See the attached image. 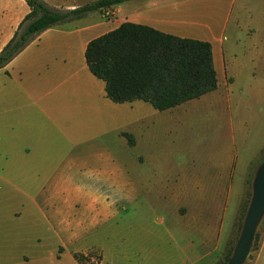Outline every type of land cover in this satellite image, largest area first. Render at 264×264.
<instances>
[{
    "label": "crops",
    "instance_id": "crops-1",
    "mask_svg": "<svg viewBox=\"0 0 264 264\" xmlns=\"http://www.w3.org/2000/svg\"><path fill=\"white\" fill-rule=\"evenodd\" d=\"M249 3L130 0L114 22L91 12L44 31L0 69V264L223 261L264 153L262 60L224 36L250 21ZM29 12L0 0V52ZM125 22L209 42L217 89L165 111L111 102L85 50ZM250 262L264 264V228Z\"/></svg>",
    "mask_w": 264,
    "mask_h": 264
},
{
    "label": "trees",
    "instance_id": "trees-1",
    "mask_svg": "<svg viewBox=\"0 0 264 264\" xmlns=\"http://www.w3.org/2000/svg\"><path fill=\"white\" fill-rule=\"evenodd\" d=\"M24 1L30 12L1 50L0 69L44 31L130 0H96L71 10L50 8L42 0ZM85 60L92 75L104 82L106 97L115 104L143 101L165 111L218 87L209 42L180 38L145 25L125 22L92 39ZM231 254L229 248L220 264L227 263ZM74 258L78 264H100V256L92 260L89 255L76 254Z\"/></svg>",
    "mask_w": 264,
    "mask_h": 264
},
{
    "label": "rangeland",
    "instance_id": "rangeland-1",
    "mask_svg": "<svg viewBox=\"0 0 264 264\" xmlns=\"http://www.w3.org/2000/svg\"><path fill=\"white\" fill-rule=\"evenodd\" d=\"M90 4V3H89ZM235 9V8H234ZM111 10V13L109 16H104L101 13H99L100 17L102 18L103 22H114V13L113 10ZM241 12L246 14L247 16L249 15L250 21L247 22V24L242 27L241 31L237 32L236 34H231L230 32H226L224 34L226 39H229L232 41L233 39L236 40L237 44V52L236 54H259L262 63L260 61V65L264 66V0H250L249 6L244 7L241 9ZM234 13V12H233ZM251 16V17H250ZM256 17V18H255ZM248 18V17H247ZM117 19H120V17H117ZM105 23H102V28L100 30H103L105 28ZM108 26V24L106 25ZM264 161V153L260 157L259 162H257L251 169L249 180H250V185L248 187V194H247V200L245 201L243 205V209L240 215H243V218L240 220V218L237 221L236 228H235V234L232 236L230 240V246L229 248L232 249V252L234 250V247L239 239L244 218L252 197V181L254 179V176L256 174V171L258 167L261 165V163ZM116 188L110 187V191L113 195H115L114 191ZM246 208V210H245ZM245 210V213L243 212ZM241 217V216H240ZM112 227L118 226V220L113 219L111 223ZM264 228V215L258 224L253 242L250 247V251L244 261L243 264H251V260L254 256V252L257 249L261 233ZM95 253L90 255L92 257L91 259H95ZM227 264V263H225Z\"/></svg>",
    "mask_w": 264,
    "mask_h": 264
},
{
    "label": "water",
    "instance_id": "water-1",
    "mask_svg": "<svg viewBox=\"0 0 264 264\" xmlns=\"http://www.w3.org/2000/svg\"><path fill=\"white\" fill-rule=\"evenodd\" d=\"M252 197L244 218L239 239L227 264H243L253 242L258 224L264 215V161L252 181Z\"/></svg>",
    "mask_w": 264,
    "mask_h": 264
},
{
    "label": "built area",
    "instance_id": "built-area-1",
    "mask_svg": "<svg viewBox=\"0 0 264 264\" xmlns=\"http://www.w3.org/2000/svg\"><path fill=\"white\" fill-rule=\"evenodd\" d=\"M110 13H111L110 9H103L101 14L104 15V16H109Z\"/></svg>",
    "mask_w": 264,
    "mask_h": 264
}]
</instances>
